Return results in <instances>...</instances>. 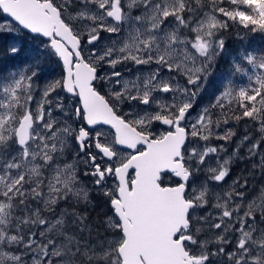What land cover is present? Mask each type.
<instances>
[{
  "label": "snow or ice",
  "instance_id": "1",
  "mask_svg": "<svg viewBox=\"0 0 264 264\" xmlns=\"http://www.w3.org/2000/svg\"><path fill=\"white\" fill-rule=\"evenodd\" d=\"M230 31L264 0H0V264H264V49L197 111Z\"/></svg>",
  "mask_w": 264,
  "mask_h": 264
},
{
  "label": "trees",
  "instance_id": "2",
  "mask_svg": "<svg viewBox=\"0 0 264 264\" xmlns=\"http://www.w3.org/2000/svg\"><path fill=\"white\" fill-rule=\"evenodd\" d=\"M225 50L228 51V57H225L224 60L226 64H228L229 68L224 69L223 71L229 72L230 65L233 63L230 62V58L233 57L235 62L238 61L240 53H243L245 50H260L264 49V37L260 35H249L245 38H240L233 34L231 31L225 33ZM10 41V38H0V48L6 46V44ZM25 44V51H22L21 55L16 59L4 58L0 56V73L7 72L14 67H18L19 65L24 64L28 59L29 55L27 54V49L29 48L30 44L28 41L24 42ZM45 76H47L45 74ZM105 210V209H104ZM97 211L93 210L92 215L95 216Z\"/></svg>",
  "mask_w": 264,
  "mask_h": 264
},
{
  "label": "rangeland",
  "instance_id": "3",
  "mask_svg": "<svg viewBox=\"0 0 264 264\" xmlns=\"http://www.w3.org/2000/svg\"><path fill=\"white\" fill-rule=\"evenodd\" d=\"M28 43L31 44V41H28ZM228 53L229 52L224 49L223 53L217 58L215 65L211 71V75L209 76V79H208L207 91L206 93L202 94L201 97L197 99V105H198L197 111L199 110V108H202L209 104V102L212 99L213 94L216 93L218 88L223 87L228 79H232L233 82L238 86H244L247 83V79L245 77H242L239 74L232 76L230 75V71L228 73L223 71V68L224 69L229 68L228 64L224 63L225 62L224 58L228 57ZM232 61L235 62V59L233 57L230 58V62ZM45 67H44V75L47 72L45 70ZM157 127H159L161 131H163L162 126L158 125ZM214 143H222V142L215 141ZM228 151L229 153L232 151V146H229ZM243 167H244V164H240V163L234 164L233 176L237 175ZM95 211L102 213L104 209L102 205L98 203L97 207L95 208Z\"/></svg>",
  "mask_w": 264,
  "mask_h": 264
},
{
  "label": "flooded vegetation",
  "instance_id": "4",
  "mask_svg": "<svg viewBox=\"0 0 264 264\" xmlns=\"http://www.w3.org/2000/svg\"><path fill=\"white\" fill-rule=\"evenodd\" d=\"M32 43L30 44V46H29V48L27 49V54H28V52H29V50H31L32 49ZM45 66H47V67H45ZM44 67H45V70L47 71L46 72V75L47 76H51V75H53V74H55V73H57L58 72V69H57V67H56V65H55V63L54 62H51V61H49L47 64H45L44 65ZM158 125H156V127H157ZM164 130V129H163ZM237 132H238V135L242 132V129L241 128H238L237 129ZM236 164H239V163H236Z\"/></svg>",
  "mask_w": 264,
  "mask_h": 264
}]
</instances>
